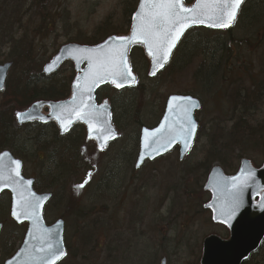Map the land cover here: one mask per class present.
<instances>
[{"label": "rangeland", "instance_id": "rangeland-1", "mask_svg": "<svg viewBox=\"0 0 264 264\" xmlns=\"http://www.w3.org/2000/svg\"><path fill=\"white\" fill-rule=\"evenodd\" d=\"M20 1L22 4H17L18 0H0V24L10 30L8 34L14 38L15 43L28 38L31 48L29 60L31 59L32 63L25 69L30 70V73H36L38 68L40 67L41 70L42 66L49 62L64 44L85 45L86 43H82L86 39L100 41V37L104 34L102 30L106 28L111 34H126L131 24L128 21L130 13L137 6L138 0ZM15 7H18L17 11ZM206 33L203 30L189 33L184 40L186 47L191 49L198 39H201L200 37L206 36ZM208 35L205 37L208 41L202 45L203 48L209 50L208 67L212 64V66L217 65L221 54L218 51L224 40L228 38L232 41H244L238 45L235 58H232L236 68L232 69V74L226 79L227 82H220L219 73H217L218 79L213 83L218 86L210 89L208 85L203 87L201 83L194 81L195 73L203 63L200 56L184 71L176 70L175 72V67L171 68V66L158 78L151 80L147 76L149 65L145 59L143 63L142 58L144 57L135 51L132 63L140 76L137 87L121 93L112 88H105L100 92L104 97L115 100L116 120L118 115V120L121 122L118 126L123 136L113 144L112 149L101 154L88 145V149L92 148L90 154L93 151L96 152L95 155L92 153L90 156L99 168L97 174L92 175L88 187H91L93 181L98 182L96 177H102L104 170L110 169L113 177L120 181L117 183L119 190L122 189L119 191L116 187L115 190L118 191L114 192L113 197L115 193L120 192L123 208L132 207L131 210L135 212L133 205L137 206L139 210L137 217L143 222L140 227L138 221H134L135 230L127 235V239L139 238L143 232L145 236L130 252L134 257V264H159L162 258H166L168 264H200L203 240L206 236L218 235L224 239L228 237V229L218 224L215 225L212 222L211 213L203 207L211 199L209 193L204 191V183L212 167L220 165L207 160L208 152L210 150L220 152L216 151L218 145H224V139L234 130L235 124L241 126L240 121H243L241 116L245 117L247 123L242 126L250 131L261 129L262 135L255 138L251 136L245 146L242 144L235 147L233 144L229 145L227 147L229 156L226 161L228 168L223 169L226 173L233 175L241 159H250L257 168L264 162V31L255 37H250L245 34L243 25H237L230 33L210 32ZM5 37L0 33V42L3 43ZM3 44H1L3 47L0 51V63H7L6 57L9 48L14 46V41L7 38ZM21 48L30 52L26 46ZM191 53H193L192 50ZM13 56L16 57L15 54ZM16 64L10 74L12 79L20 76L22 72L20 71L22 65L17 62ZM62 71L63 74L68 75L69 65L64 66ZM256 85H259L258 88L263 94L260 95L259 100L254 101L252 93L256 90ZM139 86L142 87L141 91ZM188 93H194L200 98L204 107L197 116L202 134L197 144L182 162H179L178 153L173 152L168 157L146 164V167L135 174L132 164L136 156L134 155L135 143H137L140 128L137 124L139 123L138 112H142L144 124L150 127L155 126L157 117L164 110L163 106L168 96ZM202 93L205 94L204 98L200 96ZM245 94H248L250 99L245 101L247 104L242 107L241 100ZM1 96L0 102L3 100ZM121 106L124 112L119 111ZM133 109L139 111L131 118L129 114L133 113ZM128 118L130 120H127ZM237 128L240 129L239 126ZM33 131L41 132L39 127H35ZM26 132L23 130L24 134ZM24 137L27 136L24 135ZM79 146L81 148L82 145ZM204 161L213 166L208 167L203 163ZM87 163L89 164L88 160ZM206 167L209 170L205 175ZM37 168L40 169L37 161L35 165L30 162L26 163L25 175L35 179ZM131 174L135 175L134 180L129 177ZM132 182L133 185H131ZM108 187L109 185L106 188ZM105 193L106 197H112V192L107 190ZM8 197L9 195L3 196L4 199ZM87 198L90 199V196ZM60 208L61 206H49L47 216L44 214L48 224L60 218ZM7 217L4 218L5 222L9 221ZM4 219L0 218V221L4 222ZM67 225L70 229V225ZM141 257L142 260H140ZM254 261L264 264V246Z\"/></svg>", "mask_w": 264, "mask_h": 264}, {"label": "trees", "instance_id": "trees-1", "mask_svg": "<svg viewBox=\"0 0 264 264\" xmlns=\"http://www.w3.org/2000/svg\"><path fill=\"white\" fill-rule=\"evenodd\" d=\"M191 1L188 0V2ZM17 4H22V2L18 0ZM245 5L240 15V19L243 22L241 23L245 34L255 37L264 31V0H248ZM15 9L17 11L18 7H15ZM134 12L135 8L130 13L129 23H131L130 19ZM107 30L108 28L102 30L104 34L100 37V41L111 35ZM201 30L205 31L204 29H199L198 31ZM8 31L10 30L6 26L3 27L0 24V33H2V36H6L3 39V43L7 38H11L14 41V46L9 48L6 58L14 63L13 68L16 67V62L20 63L22 65L20 71L22 72L17 78L12 79L10 75L6 89L0 93L1 97H3L0 102V152L3 149H9L23 162H30L35 165V161H37L38 165H40V169H36L35 189L41 193L47 191L53 193L50 206H61L59 214L65 219L66 225H70V229L68 225L66 227L67 256L61 264H134V257L130 252L131 250L133 251L134 247H137L139 240L144 238L145 235L143 232L141 237L131 240L127 239V235L132 234L133 230H135L134 221H138L141 227L143 221L137 217L139 210L134 205L135 212L131 210L132 207L123 208L120 200L122 194L120 192L115 193L113 197L114 192L119 190L117 183L120 181L118 178L113 177V172L110 169L104 170L102 177H96L98 182L94 183L93 181L91 187H88L90 185V182L87 181L88 174L95 173L96 175L99 168L98 164L90 156L92 153L95 155L96 152L93 151L90 154L92 148L88 149V146L84 143L81 127L78 126V129L76 128L70 132L66 139L58 137L57 132L48 126L40 127L39 131L41 132H34V126L29 128L15 127L14 113L16 111L32 105L36 101L62 100L69 95L70 84L74 75L73 68L69 65L70 71H68V75L63 74L61 70L52 78L44 77L40 67L38 72H31V74L30 70L25 69L27 65L32 63L30 62L31 59L29 60L31 48L28 38L21 39L18 43H15L16 41L8 34ZM205 32H207L205 37L209 36L208 33L210 32ZM205 37H200L201 39H198V42L191 49H188L187 45L184 44L178 51L179 53L171 68L175 67V72L176 70L184 71L189 65L194 64L196 58L200 56L203 63L195 73L194 81L198 84L201 83L203 87L208 85V89H210L218 86L213 84L218 79L217 73H219L218 77L220 78L223 75L229 77L232 74V69L236 68L235 61L232 58H235L238 45L244 41H232V39L228 38L224 40L222 47L218 51L221 54L217 65L212 66V64L211 67H208L209 50L202 47L208 41L205 40ZM100 41L98 39H86L82 44L95 45ZM3 43L0 42V51L4 45ZM22 46L28 47L30 52L21 48ZM209 47L211 48L210 45ZM191 50L193 53H191ZM258 86L256 85V90L253 93L254 101L259 100L261 95L257 92L260 91ZM138 88H140V91L142 90V87L139 86ZM191 95L195 96L194 93ZM204 95L202 93L200 96L204 98ZM242 106L244 107L245 105ZM119 111L124 112L121 108ZM241 118H243V121H240L241 126L240 124L234 125V130L224 139V145L219 146L217 144L218 149L216 151L220 152L212 150L208 152V161L211 160L213 164L219 163L224 169L228 168L226 161L229 156L227 148L229 145L233 144V147H235L242 144L245 146V143L250 141L251 136L255 138L262 135L261 129L250 131L242 126L247 123L244 116H241ZM238 126L240 129L237 128ZM23 130L27 132L24 134ZM248 133L249 135H247ZM24 135L27 137H24ZM201 135L200 133L199 138ZM80 144L82 145L81 148ZM203 163L208 167L213 166V164L209 165L205 161ZM132 165L134 166V164ZM208 167L204 169L205 175L209 170ZM133 172L135 174L137 172V170L135 171V166L133 167ZM82 175L83 177L81 178ZM129 177L134 180L135 175L131 174ZM81 184L84 185L83 188H78L77 186ZM108 185L109 187L106 188ZM131 185H133V182ZM116 187L118 190H115ZM126 189L129 190V188ZM107 190L113 193L112 197H106L105 192ZM88 196H90V199L87 198ZM9 210V199L2 197L0 200V218L4 219L5 216H8L7 220L9 221L5 222L6 220L4 219L3 222L5 229L0 237L1 261L6 260V258L11 257L16 252V248L22 242L25 233L24 227L17 226L11 221ZM133 240L135 241L132 243ZM258 254L253 255L251 261L245 264H258L257 261H254ZM140 260H142V257Z\"/></svg>", "mask_w": 264, "mask_h": 264}, {"label": "water", "instance_id": "water-1", "mask_svg": "<svg viewBox=\"0 0 264 264\" xmlns=\"http://www.w3.org/2000/svg\"><path fill=\"white\" fill-rule=\"evenodd\" d=\"M151 2V0H149ZM201 0H195L191 4L186 3V0H183L185 7H195L197 3ZM245 0H243V3ZM145 3V0H140L137 11L132 17V26L129 30V34L123 35L118 34L110 36L107 40L97 44L96 46H81L78 44H66L63 45V48L59 53L53 57V60L43 67V73L45 76H52L57 71L60 70L61 66L65 62H72L76 71V76L74 81L71 84V93L65 98V100L54 101V102H36L33 103L31 107L21 110V112L16 113V124L18 127H22L24 124H33L35 122L39 124H54L57 126L61 135H66L75 125L78 123L82 124L86 129L87 141H93L97 146L98 150L101 152L104 150L110 142L115 140L119 133L113 125V112L111 111V103L108 100H104L101 104H97L95 101L96 93L99 91V88L111 85L115 89L121 90L130 88L138 82V77L136 76L133 66H131V55L130 52L132 49L139 47L143 49L144 54L146 55L150 68L148 76L154 78L160 71L164 70L168 63L171 61L172 56L175 52V49L181 42L185 34L196 27H203L205 29L212 30H230V27L239 18V13L243 7L241 3L239 9L237 10V15L235 21L230 27L227 28H213L208 27L206 24H193L186 28L183 33L180 35L179 39L176 41L175 46L171 49V52L168 56L166 62H163V67H158L156 60H154L153 55L149 53L148 45L145 43H133L128 45L126 51V58L129 68L131 69V76L123 84L122 87L117 88L112 79L109 78L106 81L101 82L99 85H92L91 73H94L97 70V66L94 60L88 58L87 53H78L75 49H108L109 47H114L118 43L117 38L122 37H131L137 24V13L140 12L142 5ZM12 67L11 63L6 65H0V91H3L6 86V80L9 74V70ZM155 73V75H153ZM132 77H135L134 82ZM81 85V88H91V91H84L83 96L86 99L87 103L95 106L100 114L101 120H106V127H110L114 133V136H109L107 139H104L102 136L98 135L96 131L90 130L89 126L83 120L71 117L72 123L69 125L68 131L65 132L62 128L61 121L56 117L58 114H61L62 118H67L69 113L67 111L61 112L62 108H71L74 103V99L77 97V83ZM91 99H88V97ZM172 97H187L191 100H184L173 102ZM194 101L197 107H189L188 116L186 117L181 105H190ZM165 114L161 119L162 122L153 130L143 129L141 136V147L139 152L138 160L135 164L136 169H141L147 160L154 161L159 157L166 156L175 147H180V160L182 161L189 153L192 146L195 144V139L198 134V122L195 118V114L200 112L202 109L201 101L192 96H183V95H174L166 102ZM45 110H48L45 112ZM18 114H24L26 116L35 117L34 119H24L23 122L18 118ZM190 119L195 123L194 131L189 134L187 131L188 123L187 120ZM184 125V129H181V125ZM164 127L167 131L172 129L170 134L164 136L160 139V133H157L156 137H148L149 144L146 147L145 145V132L152 133L157 129ZM159 139V142L157 140ZM187 141V142H186ZM166 144V147L162 146ZM159 149L155 151L154 149ZM7 154V155H5ZM0 163L10 167L12 161H19L21 164L20 167V177L17 179L28 187V189L35 193L33 190L34 181L27 180L23 178L22 167L23 163L20 160H17L9 151H4L0 154ZM7 171V168L5 169ZM209 177L205 183V191L209 192L212 196L210 202L204 205V207L212 212L213 222L216 224H222L227 229H229L228 239H223L220 236L209 235L204 239L202 257L200 264H243L247 259L251 257L253 253L259 251L263 241H264V165L260 168H255L254 164L250 160H242L241 166L238 170V173L235 176H228L223 172L222 168L215 166L209 173ZM234 178H240L237 181L238 187L233 189L232 184ZM30 182V183H29ZM4 191L10 192L12 194V209L11 216L18 225L28 224L27 232L24 236V241L17 253L10 259L7 260L6 264H42L40 257L44 256L45 253L38 250L40 241L34 239L35 228L32 220L23 219L22 222L18 221L13 217L12 212L15 208L16 194L12 191L11 187H4L3 182H0V196ZM41 201V206L38 211L39 215V227L47 233H51V242L56 245L58 249L63 251L58 259L55 260L54 264H59L64 257L66 256V247H65V222L62 218L55 221L51 225H47L44 218V210L48 204V201L52 198V194H38L35 193ZM2 225L0 224V232L2 231ZM35 245V247H34ZM31 256V258H30ZM160 264H167L166 259H162Z\"/></svg>", "mask_w": 264, "mask_h": 264}, {"label": "snow or ice", "instance_id": "snow-or-ice-1", "mask_svg": "<svg viewBox=\"0 0 264 264\" xmlns=\"http://www.w3.org/2000/svg\"><path fill=\"white\" fill-rule=\"evenodd\" d=\"M241 3H243V0H201L195 7H185L183 0H151V2L145 0L140 12L137 13V24L131 37L117 38L118 43L116 46L109 47L106 50L75 49L71 51L87 53L88 58L94 60L97 70L91 73L92 85H99L111 78L112 83L120 88L131 76V69L126 58L128 45L137 42L147 44L149 53L153 55L157 66L163 67V62L167 61L171 49L186 28L193 24H206L208 27L213 28L230 27L236 19L237 10ZM134 80L135 77H132L133 82ZM84 91L90 92L91 88L83 89L78 82L77 97L74 99L73 105L71 108H62L61 110V112L67 111L69 116L62 118L61 114L57 115L56 118L61 121L63 130L68 131L69 125L72 123L71 117H75L86 122L90 130L96 131L104 139L114 136L112 129L105 126L107 121L101 120L99 110L87 103L83 96ZM88 99H91V97L89 96ZM171 99L173 102L191 100L187 97H172ZM197 106L194 101L190 105H181L186 117L188 116L189 107ZM18 118L23 122L24 119H34L35 117L18 114ZM187 123V131L191 134L195 129V123L190 117ZM181 129H184L183 124ZM171 131L172 129L166 131L163 126L152 133L146 130V147L149 144L148 137H156L157 133H160V139H162ZM157 142H159V139ZM162 146L166 147V144ZM154 150L158 151L159 149ZM11 163L14 167L9 168L0 163V182H3L4 187H11L16 194L15 208L12 215L21 222L22 218L32 220L35 228L34 239L41 242L38 250L45 253L44 256L40 257V260L42 264H54L55 260L63 255V251L51 242V233H47L39 227L38 211L41 201L21 180L17 179L20 177V162L12 161ZM6 168L7 171H5ZM239 179L234 178L233 189L238 187L237 181ZM83 186L81 184L77 187L83 188Z\"/></svg>", "mask_w": 264, "mask_h": 264}, {"label": "flooded vegetation", "instance_id": "flooded-vegetation-1", "mask_svg": "<svg viewBox=\"0 0 264 264\" xmlns=\"http://www.w3.org/2000/svg\"><path fill=\"white\" fill-rule=\"evenodd\" d=\"M248 0H246L245 1V3L243 4L244 6H243V8L242 9H244V7L246 6L245 4H246V2H247ZM138 2H139V0H138ZM242 12V11H241ZM241 15V14H240ZM241 17V16H240ZM241 22H242V20L241 19H239L238 20V22L236 23V25L235 26H237V25H243V24H241ZM243 23V22H242ZM184 43V40H183V42L180 44V46H179V50H180V48L184 45L183 44ZM135 51H137V52H139V53H141L142 54V57H144V58H142L143 59V63H144V59L146 60V63H147V65H148V61H147V58L145 57V54H143V51H142V49H134L132 52H131V54H132V56H133V53L135 52ZM132 56H131V60H132ZM9 62V61H8ZM11 62V61H10ZM13 63V62H12ZM4 64H7V63H0V65H4ZM13 66H14V63H13ZM149 67V66H148ZM136 72V71H135ZM11 74V73H10ZM9 74V75H10ZM136 74H137V72H136ZM42 75L44 76V73H43V71H42ZM55 75H57V74H53L52 76H44V77H46V78H52L53 76H55ZM137 76H138V74H137ZM139 78H140V76H139ZM226 79H227V77L226 76H221V78H220V82L222 81V82H224V81H226ZM8 80H9V76H8V78H7V80H6V83L8 84ZM227 82V81H226ZM7 84H6V87H7ZM5 87V88H6ZM260 89V88H259ZM255 90H253V92H254ZM259 94H263L262 93V90H260V91H257ZM238 93V92H237ZM253 94V93H252ZM254 96V95H253ZM252 96V97H253ZM104 99H108V100H110L111 101V110L113 111V122H114V124H115V126H116V128L119 130L120 128H119V126H118V124H119V122H118V115H117V120H116V111H115V109H116V103H115V100H113L112 98H107V97H104L102 94H100V92H99V94L97 95V103H98V105L99 104H101L103 101H104ZM248 99H250V96L248 95V94H245V97L241 100V105H245L246 104V100H248ZM255 99V98H254ZM245 103V104H244ZM123 106V105H122ZM122 106L120 107V108H122ZM243 107V106H242ZM163 112H162V114L161 115H159V117H157V122H156V125L155 126H149V125H146V124H144L143 123V121H142V112H138V114H137V117H139V122H140V124L139 123H137L138 124V126H140V128H139V134L137 135V139H136V141H137V143H135L136 145H135V153H134V155H136L135 156V160H134V163L138 160V157H139V155L137 154V150H138V148H140V138H141V134H142V132H141V130L143 129V128H149V129H153V128H155L158 124H160L161 122H162V118H163V116H164V114H165V104H164V106H163ZM133 111V113L132 114H130V116H131V118L132 117H134V115H135V113L137 112V111H139L138 109H133L132 110ZM128 120H130L129 118H128ZM120 124H121V122H120ZM41 127V128H44V127H46V126H48V127H52L53 129H54V131L55 132H57V136L58 137H60V138H63V139H66L68 136L67 135H65V136H62V135H60V132H59V130H58V128L55 126V125H53V124H47V125H39L38 123H33V124H29V125H24V126H22V128H29V127ZM80 127H81V129H82V138H83V140H84V143L86 144V146H91V147H94V149L95 150H97L96 149V145H94L93 143H88L87 142V135H86V129H85V127L83 126V125H80ZM20 128V127H19ZM120 131V130H119ZM49 134H51V133H49ZM123 134V133H122ZM52 135V134H51ZM123 136V135H122ZM122 138V137H121ZM117 142V141H116ZM115 142H113L105 151H107L108 149H112V147H113V144H114ZM104 151V152H105ZM173 152H176V153H178V155H180V153H179V149L178 148H176V149H174L172 152H170V154H172ZM103 153V152H102ZM11 154H13V152L11 153ZM170 154H168V155H170ZM14 155V154H13ZM15 156V155H14ZM16 157V156H15ZM168 157V156H167ZM23 161V160H22ZM264 163V162H263ZM25 162H24V168H25ZM8 199H9V205H10V210H9V213L11 212V209H12V205H11V199H12V197L9 195V197H8ZM10 216V215H9ZM10 219H11V216H10ZM12 220V219H11ZM0 224H2V228H3V231H4V224H3V222L2 221H0ZM25 229H26V227H24ZM3 231H2V233H3ZM260 253V252H259ZM13 256V255H12ZM11 256V257H12ZM11 257H9V258H11ZM8 258V259H9ZM253 258V256H251V258L250 259H248L247 260V262L248 261H251V259ZM8 259H6V260H8ZM247 262H245V263H247ZM244 263V264H245ZM0 264H6V261L4 260V261H1V259H0Z\"/></svg>", "mask_w": 264, "mask_h": 264}]
</instances>
